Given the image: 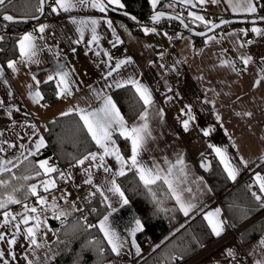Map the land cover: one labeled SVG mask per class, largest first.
I'll use <instances>...</instances> for the list:
<instances>
[{
    "label": "crops",
    "instance_id": "1",
    "mask_svg": "<svg viewBox=\"0 0 264 264\" xmlns=\"http://www.w3.org/2000/svg\"><path fill=\"white\" fill-rule=\"evenodd\" d=\"M160 1L164 0H156V4ZM165 1L203 18V12L217 14L222 17L220 20L233 16H257L260 13L255 0H249L256 8L255 12L246 10L245 0H217L215 3L213 0H205L204 3L200 0ZM94 2L101 3L99 0ZM109 5L122 8L116 4ZM57 13L58 16L41 19L30 27L39 34L38 39H34L28 30L21 35L20 39L31 35L35 45L34 56L29 58L21 55L19 39V56L10 60L15 62V70L8 67L10 61L5 64L0 61V149H3L0 151V173L5 171V162L12 161L7 164V168L13 169L25 157L42 150L47 144L45 131L49 121L69 109L79 108L89 112L99 109L106 97L112 98V91L119 88L117 84L133 86L128 81L135 80L147 88L151 103L144 105L132 122H127L116 107L127 128L147 124L137 166L133 167L129 159L132 154L130 139L127 138L130 152L126 157L122 154L117 136L126 137L121 135V129L116 125L110 130L114 146L128 161L124 165V173L133 169L140 179L139 169L143 168L150 176L159 175L161 178L156 182L161 181L167 186L185 217L204 214L212 232L214 225L219 226L220 235L213 232L216 239L227 232L228 216L225 208L214 199L216 194L199 164V160L210 161L208 157L213 155L225 170L213 147L221 148L235 169V179L230 177L232 187L250 178L252 187L264 199V191H261L257 180L258 176L264 178V23L235 24L239 28L233 30H229V26L223 27L205 36L200 43L186 35L171 42L163 30L154 29L145 33L141 27L138 32L123 19H111L113 16L106 8L103 12L93 8L91 2L68 11L57 8ZM92 20L96 21V41L92 40ZM41 25L47 26L42 33L39 31ZM254 28L259 29V32H254ZM249 35L254 36L256 41L242 43L241 39ZM124 45L129 47L130 54L111 59V51ZM244 59H248L246 65ZM121 60L128 62L116 69L117 61ZM109 71H112L111 76L107 75ZM49 76L53 79L49 80ZM50 81L57 87V99L51 103L44 100L41 90V85ZM65 88L68 92L61 95ZM37 92L40 98L34 99ZM142 115L144 119H141ZM176 115H183L189 121L187 129L181 127L182 118L176 122L172 120ZM177 125L180 130H176ZM209 129L210 134L205 136L204 131ZM41 137L44 146L37 150L36 144ZM109 147L113 145L109 144ZM94 152L97 153L95 161L85 160L83 165L78 164L68 171L64 186L58 185L57 180L62 177L60 173H45L40 182L42 193L39 197L51 195L52 202L65 199L62 203L72 208L77 198L76 190L85 185V191L89 195H99L107 208L106 214L96 223L113 254V259L107 264H139V260L146 257L136 236V221L141 226L142 222L129 202L123 203L125 195L121 198L119 193L109 190L113 180L118 185L116 177L121 176L118 175L121 164L115 156L108 155L104 156L103 166H100L104 149L96 144ZM105 167L109 171H105ZM46 177L54 181L55 190L49 185V190L44 191ZM165 178L171 187L165 183ZM89 179L91 183L87 182ZM181 203L186 207L191 205L187 215L181 209ZM43 204L38 205L42 208ZM41 208L37 207V211ZM37 211H30L23 217L31 221ZM9 214L7 225L4 223V213L0 217V233L5 237L0 241V251L5 254L0 264H4V260L8 264H29L31 260L26 253L32 246V238L28 236L27 230L31 225L23 224L21 218ZM13 216L15 219H12ZM105 216L109 217L105 227L110 233H115L113 238L120 245L119 255L112 251V245L100 229V222ZM13 238L15 244L7 243ZM42 241L43 238H40L38 245H43ZM262 241L264 232L243 246L230 243L202 264H239L238 260H234L239 258L238 254L245 257H240L244 259V264H264Z\"/></svg>",
    "mask_w": 264,
    "mask_h": 264
},
{
    "label": "trees",
    "instance_id": "2",
    "mask_svg": "<svg viewBox=\"0 0 264 264\" xmlns=\"http://www.w3.org/2000/svg\"><path fill=\"white\" fill-rule=\"evenodd\" d=\"M121 1L123 7L118 9L124 10L135 18H144L156 11H164L180 16L189 26L200 31L212 25L205 20L195 19L190 15V10L165 0L158 2L155 6L151 0ZM255 2L258 12L263 13L264 0H255ZM40 8V0H11L10 3L6 2L3 7H0V16L9 14L14 18H35L40 15ZM199 10L202 9L199 8ZM109 14L129 22L138 32L143 24L149 23L146 21L134 23L129 18L114 14L112 11H109ZM48 16L49 13L45 11L42 19L49 18ZM33 24L0 21V32L2 33L0 61L3 64L19 56L18 41ZM202 39L195 37L197 43H200ZM41 90L46 102L51 103L57 99V87L53 81L42 84ZM111 95L127 122L136 119L144 108L145 104L133 86L125 85L116 88ZM45 137L47 144L42 150L28 156L10 171L0 173V182H2L0 183V202H5V207L0 208V211H5L18 204L7 202L9 196L20 202L31 199L35 203V208H41L37 202L38 197L30 192L31 186L41 182L45 177L43 169L39 167L40 161L45 160L48 156H53V159H56L52 160L55 164L70 171L78 165V160L96 150L95 141L92 140L84 128L83 121L75 112L55 117L49 121ZM117 139L122 154L127 157L130 152L128 139L120 136H117ZM212 157L213 155L208 157L212 167L204 172L205 177L225 208L230 223L234 227L242 226L264 210V199L252 187L250 178L232 187L230 177L221 164ZM37 172L40 175H36ZM59 173L63 172L58 170L51 172L55 175ZM24 177H29V179H24ZM57 181L62 184L61 186L66 183L63 176ZM116 182L142 222L141 230L136 233L139 244L142 237H148L157 244L156 248L148 255L146 254V257L140 260L141 262L139 261V264H179L200 252L205 245L216 240L204 214L199 213L185 217L163 182L159 181L146 186L133 169L128 170L124 175L117 176ZM257 196L260 197L259 200ZM90 197L94 218L99 221L106 214L107 208L99 195H90ZM62 201L65 199L55 200L43 207L48 215L47 220L54 231L55 239L50 244H43L36 248L31 247L30 251L33 250L31 264H107L111 261L113 254L98 228L96 226L88 227L80 219L79 208L73 204L72 208H68L67 204ZM61 212L64 215H59ZM263 232L264 219L247 227L240 234V244L244 245L258 238ZM163 238L165 240L161 241Z\"/></svg>",
    "mask_w": 264,
    "mask_h": 264
},
{
    "label": "snow or ice",
    "instance_id": "3",
    "mask_svg": "<svg viewBox=\"0 0 264 264\" xmlns=\"http://www.w3.org/2000/svg\"><path fill=\"white\" fill-rule=\"evenodd\" d=\"M6 2H11V0H0V7H3ZM43 2L44 0H40V4H41V8L39 9L41 12L43 11ZM91 2V6L93 8H99L101 12L105 11V5L103 3H96L94 2V0H75V2H73V0H55V4L52 6V11L56 12L57 8L63 9L64 11H68L70 8H74L77 5L83 6L87 3ZM153 5L155 6L156 4V0H152ZM187 2H190V0H187ZM201 3H204L205 0H200ZM217 2V0H213V3ZM108 4H116L119 5L120 7H123V5L120 3V0H107ZM245 3L247 4V8L246 10L249 12H255L256 8L254 6H252V4L249 2V0H245ZM163 13H157L156 16H153V20H158L160 16H162ZM190 15H194L195 14H190ZM2 19L4 21H13L14 17L12 15H3ZM135 19V18H133ZM195 19L197 20H201L203 21L204 18L202 16H195ZM183 22V21H181ZM81 23H85L83 21H81ZM109 27H111V22L109 21ZM91 24L93 25L92 28V40L96 41L98 39V37L96 36V29L94 27V25L96 24L95 20L91 21ZM215 26V25H214ZM45 27H47L46 25H41L39 28V31L42 33L45 29ZM145 33H147L149 31V29L145 28L144 29ZM154 31V29H153ZM254 32H259V29H253ZM81 35H83V33H81ZM20 52L21 55L23 56H28L29 58H31L32 56L35 55V45L32 43V37L30 34L23 36L20 39ZM128 61H117L115 68L118 69L122 64L127 63ZM244 63L245 65L248 63V59H244ZM8 67L12 68L13 70H15V62L10 61L8 63ZM115 70V69H113ZM60 75V74H58ZM66 75V74H64ZM108 76L112 75V71H109L107 73ZM53 79L52 76H49V80ZM61 80H63V75H61ZM128 83L132 84L135 88L136 91L140 94V98L143 100V102L145 103V105L151 103V96L148 93L147 88L143 87L142 85H140L137 81L135 80H129ZM117 87H122L123 85L121 84H117ZM65 92H68V89L65 88L61 91V95H63ZM70 94V92H69ZM40 98V94L39 92H37L35 94L34 99ZM38 102V101H37ZM2 103V102H0ZM73 112H76V114L79 115L80 120L83 121V125L84 128H86L88 134L91 136L92 140L95 141V143L102 149H104V155L100 156V161H101V165L103 166V160H104V156H108V155H112L115 156L116 160L120 162L121 164V169L118 172V175H124V165L128 163L127 160H125V158L120 154L119 149L116 148L114 146V141L111 140V129L113 128V125L118 126L121 129V135H124L126 138L130 139L131 141V157L130 162L131 165L133 167L137 166V156L140 152V150L143 147L144 141H145V133L147 130V124H144L140 127H132L131 129L126 127V122L124 121V118L121 116L119 110L116 107V104L113 102L111 97H106L104 99L103 102V106L99 109H96L94 111H87L85 109H69L68 112L62 113V115H70ZM247 115H250L247 114ZM189 118L191 119L192 117L189 114ZM141 119H144V115L141 116ZM188 120H185L183 122L184 124V128L187 129L188 128ZM210 129L209 130H205L204 131V135L208 136L210 134ZM148 135H150V133H147ZM109 144H112L113 147H109ZM13 145H10V147H12ZM44 146V140L41 137L38 141V143L36 144V149L38 150L39 148ZM23 147V146H22ZM209 147H213L212 145H209ZM0 151H3V149H0ZM213 151L216 153L217 156L220 157L221 163L224 165L225 171L228 173L229 177H231L232 179H235V169L232 167L231 163L229 162L225 152L219 148V147H213ZM31 154V153H30ZM27 157H25L26 159ZM97 158V153L93 152V153H89L88 156H85L83 159L78 160L77 163L80 165H83L85 160H93L95 161ZM12 161H7L4 163L3 168L5 171H10L11 169L7 168V164H11ZM48 161L47 160H43L39 162V167L41 169L44 170L45 173H51V172H55L57 171V169L53 168V167H48ZM105 171H109V169L107 167L104 168ZM140 172V179L145 183V185H149L152 183H155L157 179H160L161 177L159 175L156 176H150L148 174H146L145 170L143 168L139 169ZM36 175H40L39 172L36 173ZM61 176H63V173H61ZM24 179H29V177H24ZM257 180L260 182V188L261 191H264V178L262 177H257ZM88 183H91V179H89L87 181ZM2 183V182H0ZM165 183H169V187H171L170 182L167 180V178H165ZM49 185H51V187H55V183L54 181H48L44 183V191L47 192L49 190ZM112 188L109 189L110 191H113L115 193H119L120 197L123 198L124 197V193L121 192L120 188L118 185H116L115 180L112 181ZM99 190V189H98ZM30 192L32 195L34 196H38L37 194V188L36 185H32L30 188ZM105 199L107 200V197H105ZM257 199L259 200L260 197L257 196ZM177 200L179 202V197H177ZM10 203H20L19 200H15L12 196L8 197V201ZM38 203H46V198L45 197H39L38 196ZM123 203L127 204L128 201L127 199H123ZM5 207V202H0V208H4ZM27 208V206H25ZM53 207H55V205L53 204ZM109 207H111V205H109ZM191 207V205L189 206H185L183 203H181V209L184 211V214L187 215L189 208ZM31 212L35 213L37 211V208L33 207L30 209ZM10 214L5 212L4 213V223L5 225H7L9 223L8 220V216ZM59 215H64V213H60ZM58 218V217H57ZM12 219H15V217L13 216ZM109 217L105 216L104 220H102L100 222V229L101 231L104 232L105 237L108 238V242L109 244L112 245V251L114 253H116L117 255L120 254V245H118L115 240H114V236L115 233L112 232L110 233L109 230L105 227V222L108 221ZM25 224L28 223V218H25L23 221ZM137 224V228L136 231L141 230V225L140 222L137 220L136 221ZM89 227H93V225H90ZM213 232L216 235H220V229L218 225H214L213 226ZM27 234L29 237H31V243L33 245H36L37 247H39V245L37 244L35 237V233L33 231L32 228H29L27 230ZM4 234L0 233V241L4 240ZM7 243L9 244H15L16 240L10 239L7 241ZM262 243H264V241H262ZM137 254H139V249L137 248ZM231 254V253H229ZM4 252L0 251V260L4 259ZM13 259H15L14 255H13ZM4 264H8L7 260H4ZM29 264H31V261H29ZM259 264V262H258Z\"/></svg>",
    "mask_w": 264,
    "mask_h": 264
},
{
    "label": "built area",
    "instance_id": "4",
    "mask_svg": "<svg viewBox=\"0 0 264 264\" xmlns=\"http://www.w3.org/2000/svg\"><path fill=\"white\" fill-rule=\"evenodd\" d=\"M54 4H55V0H45V10L49 13V16H48L49 18L58 16L57 11L56 12L52 11V6ZM203 15H204V20L208 23H210L209 21H212V20H218L217 14L210 13V12H203ZM257 16H264V12L258 13ZM111 19H114V17H111ZM142 28L143 29L147 28V29H149V31H151L153 29H161L169 36V39L171 42H176L182 36L187 34L184 26L182 24H180L179 22L174 21V20H161V21H157L154 23H146V24L142 25ZM28 32L32 35V37L34 39L39 38V34L36 32V30L34 28H29ZM255 41H256V39L252 35H249V36L241 39V42L246 43V44L254 43ZM129 54H130L129 47L122 46L120 48H114L110 53V57H111V59L115 60V59L119 58L120 56L125 57V56H128ZM177 130H180L179 125H177ZM45 160L48 161V165L50 167H53L57 170L59 169V167H57V164H55L54 161H52V160H56V159H53V156H48L47 158H45ZM63 177L68 178L67 171L63 172ZM36 188H37L38 195L41 194L42 193V185L40 182H38L36 184ZM85 190H86L85 185L76 190L77 198H76L74 204L77 207H79V209L81 211L80 219L85 224H87L88 226H90V225L95 226L94 209L91 207L90 197L86 194ZM214 199L218 200V197L216 195H214ZM25 206H27V208ZM34 206H35L34 201L29 199V200H26V201H23V202L16 204L15 206H13L10 209L13 211V213L16 216H20L21 214L28 212ZM0 216H2V212H0ZM262 219H264V210H262L260 213H258L249 222H247L244 225L239 226L237 228L234 227L230 223V221L228 220V230L224 235H222L218 239L214 240L213 242L205 245L203 247L204 248L203 250H201L200 252H198L197 254L192 256L191 258H189V259H187V260H185L179 264H202L206 258H208V257L212 256L213 254H215L216 252L222 250L225 246H227L230 243H235L237 246L238 245L240 246L241 245L240 244V238H238V236L247 227L255 224L256 222H258ZM230 227L233 228L232 231L230 230ZM140 244L145 246L144 252H148L147 245L148 244H154V243L148 237H142L140 239Z\"/></svg>",
    "mask_w": 264,
    "mask_h": 264
},
{
    "label": "water",
    "instance_id": "5",
    "mask_svg": "<svg viewBox=\"0 0 264 264\" xmlns=\"http://www.w3.org/2000/svg\"><path fill=\"white\" fill-rule=\"evenodd\" d=\"M99 1L105 5V8L108 11H112L114 14L125 16V17L129 18L130 20H132V22H134V23H141L143 21L157 22V21H161V20L177 21L184 26L186 32L189 35H191L193 37H198V38H204L205 36L212 34L214 32H217L219 29H221L225 26H228V25L264 23V16H250V17H236L235 16V17H229L226 19L219 20V21L215 22L214 24H212L209 28H207L203 31H200V30H197V29L189 26V24L180 16H177V15H174V14H171L168 12L156 11V12H154V13H152V14L144 17V18H135L133 15L125 12L124 10L111 7L109 4H107L105 2V0H99ZM42 7H43V11L40 13L39 16H37L35 18H14L13 21H4L2 19V16H3L2 15V16H0V21L7 22V23H17V22L35 23V22H38L43 18L44 14H45V0L43 2ZM157 13H163V15L160 16L158 20L154 21L152 18H153V16H156ZM7 15H9V14H7ZM133 18H135V19H133ZM181 21H183V22H181ZM199 164H200V166L204 172H207L212 167L211 162L206 161V160H201L199 162Z\"/></svg>",
    "mask_w": 264,
    "mask_h": 264
},
{
    "label": "rangeland",
    "instance_id": "6",
    "mask_svg": "<svg viewBox=\"0 0 264 264\" xmlns=\"http://www.w3.org/2000/svg\"><path fill=\"white\" fill-rule=\"evenodd\" d=\"M153 3V2H152ZM222 17L221 16H217V19H221ZM211 24H214L215 22H217V20H212V21H209ZM253 24H256V23H253ZM250 25H252V24H250ZM232 26H235V27H232ZM232 26H229L230 28H229V30H233V28H239V26H237V25H232ZM255 26V25H254ZM220 30V29H219ZM216 33V32H215ZM185 36V35H184ZM186 36H190V37H192V38H195V37H193V36H191V35H189L188 33L186 34ZM183 119V121H182V123H181V127H183L184 128V124H183V122L185 121V118H184V116L183 115H176L175 117H174V119H172L173 121H177L178 119ZM177 130V129H176ZM185 140H187V138L184 136L183 137ZM48 166V165H47ZM49 167V166H48ZM43 172H44V170H43ZM44 174H45V172H44ZM49 174V173H48ZM48 181H52V179H50L49 177H46V181L45 182H48ZM44 182V183H45ZM50 187H51V185H50ZM51 189L53 190H55V188L54 187H51ZM54 193V192H53ZM52 193V194H53ZM38 194V193H37ZM39 196V195H38ZM46 196V197H45ZM44 197L46 198V200H50L49 202H46L47 204H45L44 206L42 205V208L40 209V210H38L37 211V214H36V217L33 219V220H31V221H28V222H30V223H28V224H26V225H31V227H29V228H33V230H34V233H35V239H36V241H37V244H39L38 243V240L41 238H43V241H42V244H44L43 242H48V243H50L52 240H53V238L55 237V234H54V231L52 230V228L49 226V223H48V220H47V213H46V211H45V209L43 208V207H46V205H48L49 203H52V200L53 199H51V195H47V194H45L44 195ZM38 199V198H37ZM218 203H220V201L218 202ZM221 204V203H220ZM5 212H7V213H11L12 215H14V213H13V211L11 210V209H6L5 211H3V213H5ZM25 215V214H24ZM23 215V216H24ZM23 216H21V217H16V218H21L20 220L23 222L24 221V219H25V217H23ZM23 217V218H22ZM227 220H229L228 218H227ZM250 221V220H249ZM248 221V222H249ZM96 223H97V221H96ZM23 224H25L24 222H23ZM97 227V226H96ZM218 239V238H217ZM165 240V239H164ZM50 241V242H49ZM163 241V240H162ZM53 242V241H52ZM32 246H34V248H36L37 246L36 245H33L32 244ZM32 246H30L29 247V249H28V251H27V256L28 257H30V259H31V255H32V253H33V250L32 251H30V249H31V247ZM39 246H42V245H39ZM243 246V245H242ZM242 246H241V249H244V248H242ZM143 248V247H142ZM220 252V251H219ZM218 253V252H217ZM216 253V254H217ZM213 257V255L212 256H210V257H208V258H206L205 260H204V262H206L207 260H209L210 258H212ZM238 259L237 258H235L234 260H238V262H239V264H244V259H241L240 257H243V258H245L244 256H241L240 254H238ZM139 259V258H138ZM140 261V260H139Z\"/></svg>",
    "mask_w": 264,
    "mask_h": 264
},
{
    "label": "bare ground",
    "instance_id": "7",
    "mask_svg": "<svg viewBox=\"0 0 264 264\" xmlns=\"http://www.w3.org/2000/svg\"><path fill=\"white\" fill-rule=\"evenodd\" d=\"M233 17H235V16H233ZM146 22H149V23H154V22H152V21H146ZM247 37V36H246ZM124 46H126V45H124ZM126 47H128V46H126ZM49 166V165H48ZM50 167V166H49ZM57 167H59L58 165H57ZM62 169V170H61ZM66 171L64 168H62V167H59V169H58V171H61V172H64V171ZM67 174H68V171H67ZM58 185L59 186H61L62 184L61 183H58ZM86 194L90 197V195L86 192ZM90 200H91V197H90ZM216 200V199H215ZM217 202H219V199L218 200H216ZM90 204H91V202H90ZM10 208H12V207H10ZM9 208V209H10ZM79 208V207H78ZM80 210V209H79ZM0 212H2V215H3V211H0ZM27 213V212H26ZM25 213H23V214H21L20 216H18V217H21V216H23ZM80 214H81V211H80ZM0 217H2V216H0ZM82 221V220H81ZM83 222V221H82ZM84 223V222H83ZM87 225V224H86ZM88 226V225H87ZM95 226H96V220H95ZM89 227V226H88ZM94 227V226H93ZM237 228V227H236ZM230 230L232 231L233 230V228L232 227H230ZM237 236V235H236ZM238 238H240V235L238 236ZM151 240V239H150ZM152 241V240H151ZM154 244H148L147 245V250H148V252H144V248H145V246H143L142 245V247H143V252L145 253V254H149L154 248H156L157 247V244H156V242H154V241H152ZM242 245V244H241ZM204 249V248H203ZM202 249V250H203Z\"/></svg>",
    "mask_w": 264,
    "mask_h": 264
}]
</instances>
